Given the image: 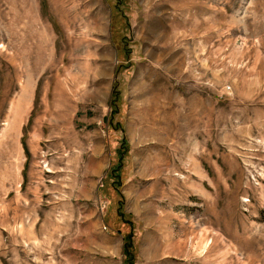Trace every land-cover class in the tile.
Wrapping results in <instances>:
<instances>
[{
  "label": "rangeland",
  "instance_id": "374dc122",
  "mask_svg": "<svg viewBox=\"0 0 264 264\" xmlns=\"http://www.w3.org/2000/svg\"><path fill=\"white\" fill-rule=\"evenodd\" d=\"M128 257L264 264V0H0V264Z\"/></svg>",
  "mask_w": 264,
  "mask_h": 264
},
{
  "label": "trees",
  "instance_id": "16d2710c",
  "mask_svg": "<svg viewBox=\"0 0 264 264\" xmlns=\"http://www.w3.org/2000/svg\"><path fill=\"white\" fill-rule=\"evenodd\" d=\"M125 235V234H124ZM132 231H129L128 234L125 235V248H124V251H125V254L128 255V253L130 254V247H131V238H132ZM126 264H133L131 262V258L128 257L127 261H126Z\"/></svg>",
  "mask_w": 264,
  "mask_h": 264
}]
</instances>
